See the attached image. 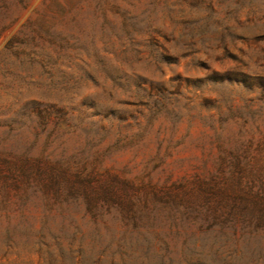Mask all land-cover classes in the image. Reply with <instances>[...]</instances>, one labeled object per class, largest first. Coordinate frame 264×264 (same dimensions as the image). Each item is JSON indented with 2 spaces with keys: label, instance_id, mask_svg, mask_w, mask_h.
I'll return each mask as SVG.
<instances>
[{
  "label": "rangeland",
  "instance_id": "1",
  "mask_svg": "<svg viewBox=\"0 0 264 264\" xmlns=\"http://www.w3.org/2000/svg\"><path fill=\"white\" fill-rule=\"evenodd\" d=\"M0 150L116 190L0 193V264H225L232 230L178 197L262 169L264 0H0Z\"/></svg>",
  "mask_w": 264,
  "mask_h": 264
},
{
  "label": "trees",
  "instance_id": "2",
  "mask_svg": "<svg viewBox=\"0 0 264 264\" xmlns=\"http://www.w3.org/2000/svg\"><path fill=\"white\" fill-rule=\"evenodd\" d=\"M251 178L247 187L241 185L240 179L224 185L199 180L192 189H182L181 197L175 193L180 201L186 198L197 208L195 212L200 220L222 217L220 226L232 230L230 249L216 255L225 264H246V254L237 246L243 239L245 243L252 238L264 240V164ZM11 188L25 194L29 189L39 191L46 202L83 204L91 211L97 210L100 200L108 193L116 194L108 180L101 182L96 175L71 171L64 161L53 162L46 157L32 158L0 150V193H8ZM22 198L27 199V194ZM127 258L129 255H110L112 263H122Z\"/></svg>",
  "mask_w": 264,
  "mask_h": 264
}]
</instances>
